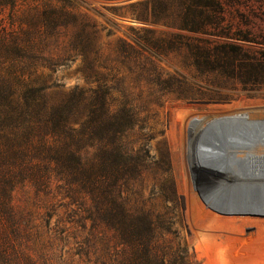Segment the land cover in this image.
<instances>
[{
	"label": "rangeland",
	"instance_id": "rangeland-1",
	"mask_svg": "<svg viewBox=\"0 0 264 264\" xmlns=\"http://www.w3.org/2000/svg\"><path fill=\"white\" fill-rule=\"evenodd\" d=\"M261 119L264 0H0V133L79 160L84 206L39 208L57 264L104 259L69 202L87 227L107 209L150 225L176 264H264V188L244 185Z\"/></svg>",
	"mask_w": 264,
	"mask_h": 264
},
{
	"label": "trees",
	"instance_id": "trees-1",
	"mask_svg": "<svg viewBox=\"0 0 264 264\" xmlns=\"http://www.w3.org/2000/svg\"><path fill=\"white\" fill-rule=\"evenodd\" d=\"M209 1L185 0L189 8ZM30 137L29 132L18 133L13 127L0 133V264H57L36 245L37 238L43 233L37 223L39 208L61 193L63 198L84 206V186L77 184L81 178L72 174L79 160L67 153L64 158L50 154L49 160L41 162L36 154L41 153L42 147L46 148L45 142L39 140L37 151L31 154ZM51 148L54 146H47V150ZM78 193L81 197L74 198ZM70 205L71 202L65 205L67 213L71 212L78 217L77 220H82L84 227L81 234L74 237H82L81 244L86 247L94 239L104 245L101 264H176L175 260L160 252L150 225L147 229L151 236L147 239L144 238L146 226L125 222V216L118 217L119 213L107 209L96 216L97 219L92 217L94 224L87 227L82 208ZM69 221L63 223L66 236L72 234L65 226Z\"/></svg>",
	"mask_w": 264,
	"mask_h": 264
},
{
	"label": "bare ground",
	"instance_id": "bare-ground-1",
	"mask_svg": "<svg viewBox=\"0 0 264 264\" xmlns=\"http://www.w3.org/2000/svg\"><path fill=\"white\" fill-rule=\"evenodd\" d=\"M239 114H242L245 118L248 117V112L242 109L239 110ZM254 137V139L248 140V146L250 145L248 152H250V155L247 154L244 162L245 178L251 182L247 183L244 181V185L249 189L264 188V181L260 180V178L264 179V119L258 122V132H255Z\"/></svg>",
	"mask_w": 264,
	"mask_h": 264
},
{
	"label": "crops",
	"instance_id": "crops-1",
	"mask_svg": "<svg viewBox=\"0 0 264 264\" xmlns=\"http://www.w3.org/2000/svg\"><path fill=\"white\" fill-rule=\"evenodd\" d=\"M223 191V190H222ZM224 191H230V190H224ZM233 191V190H232ZM238 191H241V190H238ZM231 192V191H230ZM230 192H225V193H230ZM234 193V192H233ZM238 193H240V192H238ZM238 193H234V194H238ZM259 193V192H258ZM220 201H225L224 199H219ZM229 201H231V200H229Z\"/></svg>",
	"mask_w": 264,
	"mask_h": 264
}]
</instances>
